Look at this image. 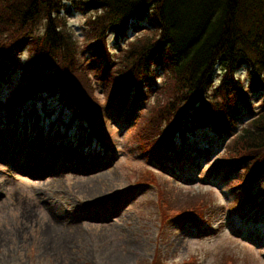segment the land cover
Returning a JSON list of instances; mask_svg holds the SVG:
<instances>
[{"label":"trees","instance_id":"trees-1","mask_svg":"<svg viewBox=\"0 0 264 264\" xmlns=\"http://www.w3.org/2000/svg\"><path fill=\"white\" fill-rule=\"evenodd\" d=\"M66 2L91 12L81 32L67 21ZM144 15L147 23L123 37L129 19ZM243 66L250 85L262 92L261 108L233 133L244 106H253L251 87L237 75ZM17 68L20 81L3 102L7 110L45 88L74 114L97 122L101 133L109 117L122 124L134 119L132 137L141 150H171L176 135L184 139L205 123L224 127L229 139L219 160L241 168L227 177L243 183L237 199L264 197V0H0V84ZM162 185L167 210L204 216V192L181 197ZM225 261L233 264L229 256Z\"/></svg>","mask_w":264,"mask_h":264},{"label":"rangeland","instance_id":"rangeland-1","mask_svg":"<svg viewBox=\"0 0 264 264\" xmlns=\"http://www.w3.org/2000/svg\"><path fill=\"white\" fill-rule=\"evenodd\" d=\"M66 6L67 21L81 32V23L91 12L74 9L68 2ZM148 19V15L135 18L130 27L145 24ZM133 33L129 28L123 37ZM116 39L109 35L110 43L116 44ZM26 57L24 47L17 59L22 63ZM237 72L249 85L245 66ZM9 78L0 84L1 101L18 86L20 68L13 69ZM251 89L249 98L255 114L260 108V92L255 86ZM99 91L96 86L103 103ZM64 108L62 101L38 95L33 102L18 107L8 120L0 104V143L4 146L0 149V264H148L157 254L164 256L165 264H226L221 263L226 256L233 259V264H264V217H254L259 206L240 202L230 205L237 194L228 190L232 183L226 175L204 178L220 161L228 142L224 135L218 139L205 128L188 138L179 169H171L173 174L152 171L156 182L165 180L163 183L181 197L205 194L201 204L203 224L185 223L186 228L171 224L161 234L154 203L156 190L142 186L129 189L139 173L145 178L141 171L150 168V157H159L157 150L142 152L132 137L133 123L124 128L114 117L104 121L102 131L111 150L91 147L85 124ZM108 108L103 105L104 110ZM247 115L245 111L241 121L247 120ZM59 143L66 152L60 164L64 170L51 171ZM5 146L16 148L11 161L5 159ZM25 146L27 152L21 156ZM45 147V163H39L40 148ZM166 157L178 162L171 154ZM28 164L47 165L49 170L35 174ZM168 174L172 176L168 178ZM79 215L82 218H75ZM213 227L218 229L211 235L191 234Z\"/></svg>","mask_w":264,"mask_h":264},{"label":"bare ground","instance_id":"bare-ground-1","mask_svg":"<svg viewBox=\"0 0 264 264\" xmlns=\"http://www.w3.org/2000/svg\"><path fill=\"white\" fill-rule=\"evenodd\" d=\"M0 149H3V145L0 143ZM16 151V150H15ZM17 152V151H16ZM24 161L26 162V164H27V158H25L24 159ZM44 163V160H42V161H40L39 163ZM27 167L30 169V170H33V172L35 173V174H40L39 172H43V171H45V170H49V168H48V166L47 165H45V166H33L32 164H28L27 165ZM51 168L52 169H54V164H52V166H51ZM58 169H60V168H58ZM51 171H53V170H51Z\"/></svg>","mask_w":264,"mask_h":264}]
</instances>
